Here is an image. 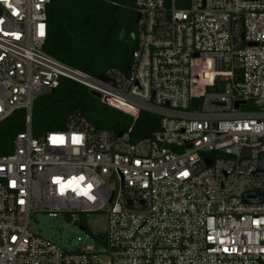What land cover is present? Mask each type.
Returning a JSON list of instances; mask_svg holds the SVG:
<instances>
[{"label": "built area", "instance_id": "1", "mask_svg": "<svg viewBox=\"0 0 264 264\" xmlns=\"http://www.w3.org/2000/svg\"><path fill=\"white\" fill-rule=\"evenodd\" d=\"M49 3L0 0V121L25 112L0 155V264H264V203L242 199L264 189V0H136L130 65L105 79L44 50ZM60 78L158 128L132 141L78 108L34 136ZM40 215L74 238L32 230Z\"/></svg>", "mask_w": 264, "mask_h": 264}, {"label": "trees", "instance_id": "2", "mask_svg": "<svg viewBox=\"0 0 264 264\" xmlns=\"http://www.w3.org/2000/svg\"><path fill=\"white\" fill-rule=\"evenodd\" d=\"M136 0H50L48 28L43 48L58 60L99 75L109 67L127 72L132 51L137 46ZM81 109L96 127L114 134L127 132L132 141L158 128L159 117L140 110L135 120L101 101L87 87L60 78L50 93L32 104V133L64 129L69 113ZM25 112L14 111L0 121V155L10 153L16 134L24 128Z\"/></svg>", "mask_w": 264, "mask_h": 264}, {"label": "rangeland", "instance_id": "3", "mask_svg": "<svg viewBox=\"0 0 264 264\" xmlns=\"http://www.w3.org/2000/svg\"><path fill=\"white\" fill-rule=\"evenodd\" d=\"M101 99V97H99ZM101 101L105 103L102 99ZM106 217L101 214H92L88 218L89 226L95 231H102L105 228ZM31 229L34 231H42L44 234H49L47 232L58 233L60 230H63V235H68L69 238H74L70 230H75L72 225H67V229L63 228V225L56 221L46 217L45 215H40L37 220L32 221ZM45 230V231H43ZM47 231V232H46Z\"/></svg>", "mask_w": 264, "mask_h": 264}, {"label": "water", "instance_id": "4", "mask_svg": "<svg viewBox=\"0 0 264 264\" xmlns=\"http://www.w3.org/2000/svg\"><path fill=\"white\" fill-rule=\"evenodd\" d=\"M137 21V17L135 19V22ZM100 78L105 79L106 77L104 76V74H99L98 75ZM93 94L98 95V93L92 91ZM198 94V93H197ZM238 102L235 103V105H237ZM118 135H121V132L118 133ZM210 161H207V163H209ZM259 169H263L264 170V153H262L260 155V159H259ZM242 199L244 202L247 203H264V189H260V190H254V191H248L245 192L242 196Z\"/></svg>", "mask_w": 264, "mask_h": 264}]
</instances>
